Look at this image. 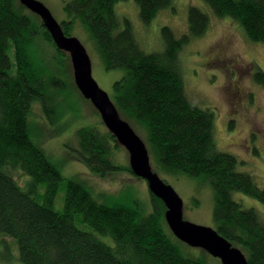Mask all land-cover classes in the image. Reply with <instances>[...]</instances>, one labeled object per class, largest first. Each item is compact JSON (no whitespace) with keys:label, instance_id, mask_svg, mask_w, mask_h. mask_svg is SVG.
<instances>
[{"label":"trees","instance_id":"trees-1","mask_svg":"<svg viewBox=\"0 0 264 264\" xmlns=\"http://www.w3.org/2000/svg\"><path fill=\"white\" fill-rule=\"evenodd\" d=\"M118 1L123 0L65 3L63 32L72 35L80 25L103 67L123 71L113 82L111 99L144 140L153 169L208 183L213 227L244 252L247 264H264V220L254 207L236 199L243 194L264 203V187L239 168L233 153L217 148L214 111L188 96L179 58L182 47L206 31L210 13L231 17L250 40L264 42V0H202L207 9L188 8L186 32L177 35L167 25L160 28L163 48L155 51H146L130 20L119 18ZM133 1L143 23L173 4ZM29 12L19 0H0V242L11 238L23 264H221L218 259L212 263L202 249L195 255L173 235L163 202L150 191L145 213L144 203L101 202L82 182L68 179L63 183V207H54L63 177L42 141L32 139L31 116L37 103L48 121L56 122L61 111L56 97L67 95L72 85L78 89L65 66L67 53L55 46L39 17ZM37 29L54 47L53 62L65 70L63 78L47 74L36 51ZM253 76L264 85V71L257 69ZM122 148L101 119L77 128L70 146L73 158L101 177L134 175L119 154ZM23 174L29 179H22ZM99 235L109 236L112 244Z\"/></svg>","mask_w":264,"mask_h":264},{"label":"rangeland","instance_id":"rangeland-1","mask_svg":"<svg viewBox=\"0 0 264 264\" xmlns=\"http://www.w3.org/2000/svg\"><path fill=\"white\" fill-rule=\"evenodd\" d=\"M39 1L44 3L53 17L60 22L67 16L64 5L71 0ZM190 6L207 9L202 0H173L170 7L159 11L149 23L140 20L138 7L133 0L118 1L115 11L119 18L126 17L130 20L140 45L146 51H155L163 48L160 31L162 26H169L177 35L187 31V12ZM29 13L34 15L31 11ZM40 30L37 29L34 33L37 39L36 51L38 50L45 61L46 72L63 78L65 70L59 69L53 62L54 47L42 40ZM71 34L85 46L91 59L93 78L111 97L113 82L120 78L123 71L103 67L93 51L89 36L80 25L77 24ZM179 58L188 96L199 106L214 111L217 148L233 153L239 161V168L248 171L256 183L264 187V85L256 82L253 76L257 69L264 71V42L250 40L241 24L231 17L210 13V23L206 31L184 45L179 51ZM65 66L71 78L72 68L67 54ZM71 87L67 95L56 97L61 109L56 122L48 121L37 103L34 104L31 116L35 121H32V139L42 141L46 153L63 177L54 207L62 209L63 183L72 179L88 187L98 201H118L128 205L144 203L146 213V210L150 209V203L149 189L144 179L128 172L111 173L101 177L95 175L87 165L73 158L70 146L75 143V130L84 125L97 124L100 118L89 100L87 101L73 85ZM119 154L128 161L125 148L120 149ZM158 174L172 185L182 198L184 219L213 226V198L208 183L185 174ZM21 178L29 179V176L23 174ZM236 199H240L245 207H254L264 220V203L243 194H237ZM99 237L112 244L109 236ZM3 240L0 242V264H23L17 259L16 243L9 237H4ZM189 248L195 255L200 251L197 247ZM210 257L212 263H217V258Z\"/></svg>","mask_w":264,"mask_h":264},{"label":"water","instance_id":"water-1","mask_svg":"<svg viewBox=\"0 0 264 264\" xmlns=\"http://www.w3.org/2000/svg\"><path fill=\"white\" fill-rule=\"evenodd\" d=\"M19 2L39 17L55 46L68 54L75 86L96 109L106 129L127 151L132 173L144 179L149 191L163 202L164 219L173 235L190 247L206 251L221 264H247L244 252L219 234L213 226L193 223L183 218L182 198L172 185L164 181L152 168L144 140L120 116L109 94L100 88L93 78L91 59L82 42L75 36L66 35L60 22L41 1L19 0Z\"/></svg>","mask_w":264,"mask_h":264}]
</instances>
